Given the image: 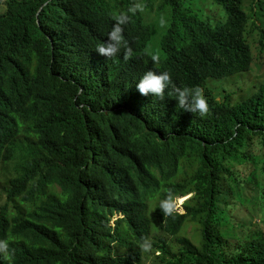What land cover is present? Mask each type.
<instances>
[{
    "label": "trees",
    "instance_id": "1",
    "mask_svg": "<svg viewBox=\"0 0 264 264\" xmlns=\"http://www.w3.org/2000/svg\"><path fill=\"white\" fill-rule=\"evenodd\" d=\"M132 2L6 0L0 239L14 254L0 264H264L263 230L237 244L226 231L243 184L264 207V90L233 102L207 86L250 71L247 27L264 0H251L250 11L245 0H142L124 31L131 58L123 49L101 56L113 15ZM148 70L202 88L208 115L179 108L171 89L164 100L141 95ZM168 189L185 200L184 213L160 210ZM186 223L201 226L200 247L180 235Z\"/></svg>",
    "mask_w": 264,
    "mask_h": 264
},
{
    "label": "rangeland",
    "instance_id": "2",
    "mask_svg": "<svg viewBox=\"0 0 264 264\" xmlns=\"http://www.w3.org/2000/svg\"><path fill=\"white\" fill-rule=\"evenodd\" d=\"M251 0H245L246 11H250ZM7 9L6 0H0V12H5ZM223 18L221 13L219 17L213 19V23ZM254 19V17H252ZM256 21V22H255ZM151 22L154 23L152 20ZM257 23V24H256ZM157 33L160 32L159 23L153 25ZM264 29V12L257 15V19L252 20L247 27V38L250 43L253 44V64L248 73L240 75L238 77H233L228 80L217 81L211 80L207 86L210 91L217 97L218 100H222L225 95H230L231 99L234 101L241 100L252 96L253 93L260 91L261 88L264 90V48L260 46L261 31ZM230 92V94H229ZM241 172L246 169V165L239 166L238 170ZM229 195L232 194V188L226 186ZM235 195H232L230 199L231 210L228 213V217H232L233 222H231L227 227L226 231L229 238L234 244L238 241H242L240 238H245V236L257 232L260 230L264 231V207L261 203L254 198V193L250 191L247 186L246 189H238ZM188 197H186L187 199ZM7 202V196L0 190V208ZM177 211L182 212V204L179 205ZM156 233L154 232V235ZM181 236L188 237L194 245L200 247L202 243V231L201 226L197 223H186L183 230L180 232ZM150 264V263H147Z\"/></svg>",
    "mask_w": 264,
    "mask_h": 264
},
{
    "label": "clouds",
    "instance_id": "3",
    "mask_svg": "<svg viewBox=\"0 0 264 264\" xmlns=\"http://www.w3.org/2000/svg\"><path fill=\"white\" fill-rule=\"evenodd\" d=\"M145 7L146 5L142 2V0H133V2L128 6L126 12L114 14L112 17L114 23L111 31L107 33V41L98 44L95 50L101 56L112 58L119 54L123 49L124 59H130L132 48L124 35L125 26L130 23L132 17L138 12L143 13ZM7 10L8 4L4 13H6ZM166 25L167 20L164 16H161L159 18V26L164 28ZM151 60L153 64H159L161 62L159 53L153 54L151 56ZM136 86L141 95L148 96L151 94L154 97H159L161 100H164L165 98V91L171 89L169 91V96L175 97L178 101L177 106L179 108L184 111L199 113L201 117H204L209 113L210 107L207 97L204 94V90L199 86H178L174 83L172 75L169 71L158 72L155 70H148L140 78ZM184 201L183 198L178 197L172 189H168L165 198L159 201V208L165 216H170L177 211L179 205L183 204ZM184 212L185 211L183 209V212L181 213ZM141 241V250L144 252L151 251V237H142ZM12 254H14V250L10 251V241L8 239H0V255H3L4 258L7 259Z\"/></svg>",
    "mask_w": 264,
    "mask_h": 264
}]
</instances>
